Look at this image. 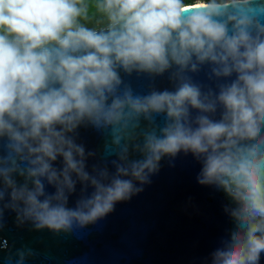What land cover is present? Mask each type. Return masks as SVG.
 Here are the masks:
<instances>
[{"label":"clouds","instance_id":"9594fccd","mask_svg":"<svg viewBox=\"0 0 264 264\" xmlns=\"http://www.w3.org/2000/svg\"><path fill=\"white\" fill-rule=\"evenodd\" d=\"M92 7L99 26L82 22ZM205 66L215 88L190 75ZM134 72L168 73L174 87L135 93L121 75ZM88 126L110 136L114 174L86 170L76 135ZM180 153L230 200L210 264H260L264 0H0V228L5 209L35 230L94 224ZM78 181L93 190L70 207Z\"/></svg>","mask_w":264,"mask_h":264},{"label":"water","instance_id":"95a60500","mask_svg":"<svg viewBox=\"0 0 264 264\" xmlns=\"http://www.w3.org/2000/svg\"><path fill=\"white\" fill-rule=\"evenodd\" d=\"M208 72L205 66L190 75L206 87L215 88L216 81L208 79ZM121 75L138 94H146L152 87H174L168 73L154 79L135 72ZM156 121L162 125L164 116H157ZM146 125L142 121V126ZM110 140L107 133L91 126L78 129L76 142L84 146L86 170L93 175L94 165L115 173L111 160L117 157L106 153ZM88 152L95 155L88 156ZM138 155L133 152L132 158ZM61 159L54 165L60 167ZM200 170L201 163L191 154L164 157L159 171L150 174V183L140 185L134 181L142 192L117 203L115 211L96 223L75 227L68 233L35 230L31 222L18 223L16 213L5 209L0 228V264H210L211 254L231 229L232 221L224 211L230 200L222 189L200 185ZM16 179L23 182L22 177ZM82 187L78 181L75 192L69 194L70 207L93 190L89 186L82 192ZM46 189L55 191L50 185ZM260 264H264V253Z\"/></svg>","mask_w":264,"mask_h":264},{"label":"trees","instance_id":"16d2710c","mask_svg":"<svg viewBox=\"0 0 264 264\" xmlns=\"http://www.w3.org/2000/svg\"><path fill=\"white\" fill-rule=\"evenodd\" d=\"M89 27L99 26L102 23V18L100 14L95 12L94 7L90 8V15L86 21H82Z\"/></svg>","mask_w":264,"mask_h":264}]
</instances>
